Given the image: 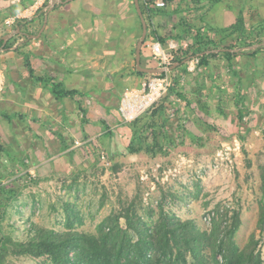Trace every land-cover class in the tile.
<instances>
[{
    "label": "rangeland",
    "instance_id": "rangeland-1",
    "mask_svg": "<svg viewBox=\"0 0 264 264\" xmlns=\"http://www.w3.org/2000/svg\"><path fill=\"white\" fill-rule=\"evenodd\" d=\"M50 1L0 0V40L16 28L18 19L31 17L40 9L46 11ZM74 1L77 0L70 5ZM252 1L254 5L259 3ZM176 2L186 11L174 19L190 22L195 16L188 13L191 0H170L166 11H174ZM254 7L249 13L259 14L258 7ZM25 10L28 12L24 13ZM8 19L13 23L8 24ZM154 19L158 23V17ZM42 24L41 19L38 26L22 29L38 34ZM25 36L18 34L7 43L14 49L27 42ZM44 38L40 43L43 46L47 42L59 43ZM30 40V44L39 43V39ZM172 40L176 41L178 52L188 47L187 42ZM153 42L150 39L144 44L143 65L164 66L153 52ZM5 53L6 50L1 51L0 55ZM234 62L242 77L243 119L235 104L238 78L229 71L227 61L214 59L210 67H199V57L193 56L183 64L190 73L182 72L179 84L190 104L175 98L180 107L167 108L165 116L171 138L155 154L108 157L126 152L129 142L121 128L126 121L121 107L126 93L133 88L124 91L117 107L119 92L124 89L122 82L116 84L110 97L86 98L91 123L84 126L82 114L67 109L70 98L57 100L58 107L21 109V116L16 115V107H0V112L11 118L0 116V144L4 147L0 150V183L11 185L16 191L11 199L3 196L7 206L0 209V232L13 240L4 264H54L46 256L15 252L17 242L28 240L32 236L30 230L37 227L56 233L73 231L82 235L83 241L88 235L103 237L106 232L110 240L107 248L114 254L118 250H133L136 256L145 252L151 257L149 260H160L161 264H200L197 257L207 264H225L227 244L233 239L239 251L253 252L264 264V225L260 219L264 179V51L256 58L238 56ZM134 66L132 59L131 67ZM103 71L108 77L106 67ZM165 74L173 86V72ZM161 75L147 74L140 87L146 85L148 89L155 77ZM109 100L110 107H105ZM57 111L61 113L58 116ZM101 120L116 132L112 140L103 139ZM183 129L186 132L180 131ZM59 133L71 145L69 149H62ZM71 150L75 154L71 155ZM235 213L240 215V226L232 237L229 229ZM164 220L178 226L177 233L193 237L192 245L178 236L181 244L174 245L172 241L173 248L165 254ZM140 236L155 243L148 247L139 241ZM80 250L74 249L71 255H79ZM179 252L185 258L179 257Z\"/></svg>",
    "mask_w": 264,
    "mask_h": 264
},
{
    "label": "trees",
    "instance_id": "trees-1",
    "mask_svg": "<svg viewBox=\"0 0 264 264\" xmlns=\"http://www.w3.org/2000/svg\"><path fill=\"white\" fill-rule=\"evenodd\" d=\"M169 1L170 0H166V5L161 7L158 6L154 0H140L143 14L148 24L146 41L152 39L153 41H160L164 45H167L168 41L172 39L179 40L180 42H187L188 47L181 48L179 50L176 61H183L189 57L197 56L199 57V67H210L214 59L227 61L229 71L238 78L235 104L239 108V116L242 120L244 117L242 77L236 69L234 61L241 55L256 58L264 51V46L244 51H234L232 49L253 46L264 41V19H260L255 23L249 24L244 11H241L237 21L229 26H203L198 28L190 22L183 20L179 24V27L174 25L172 31L165 33L161 30V24L156 23L154 18L167 13L166 8ZM203 1L204 0H191V3H188V13L193 10L203 9L205 6H200L203 4ZM220 1L221 0H208V3L210 5H214ZM133 4L135 5L134 0ZM179 6L181 5L179 4ZM23 8L25 9V5ZM178 11L180 10L175 8V11L173 12ZM45 12L46 11L43 9L38 11V13H40L39 19L43 20ZM137 15L140 27L143 29L142 19L138 12ZM37 20L38 19L36 17L34 19L20 18L17 21L16 28L20 26L21 29L23 28L26 30V27L32 26ZM30 34L33 33L31 32ZM25 38L27 40L26 44H28V41L31 40L27 35ZM2 44L3 40L1 39L0 47ZM12 47L13 46L10 42L5 45L7 52L11 51L13 54L23 56L24 64L28 70L29 76L35 80L36 84H42L47 87L57 100H64L67 98L75 100L79 106V112L82 114V125L84 126L91 123V119L88 115L89 111L84 102V94L80 90L66 87L62 81H59L52 75H38L31 60L32 52L22 51V45H19L14 49ZM214 49L223 50L208 53V51ZM135 71L139 75L146 76L148 74L139 71L136 65ZM172 72L174 75V84L170 88L168 95H166L159 102L155 103L144 115L136 118L132 122L125 121L121 124V128L124 129L126 135L129 137L126 152L108 154L110 159H115L119 156L135 155L141 152L155 154L156 150L161 149L163 144L171 138L169 132L171 127L169 126L167 116H165L167 108L170 105L173 107H180L179 101L175 98H179L180 100L187 102V104H190L187 93L179 87L182 72H190H188L187 67H184L183 65L177 67ZM0 116L11 119L5 112H0ZM101 122L103 123L104 130L102 135L103 139L109 137L112 140L116 135V132L111 129L105 120H101ZM185 130L187 129L180 131L184 132ZM59 137L63 141L62 149H69L71 145L65 141L63 134L59 133ZM198 139L200 140L201 138ZM105 148L108 151V148ZM0 150H4L2 144H0ZM70 154H75V151L71 150ZM261 189L262 194L260 204L262 207V216L260 219L264 225V179ZM15 194L16 191L14 190V187L0 183V209L7 206V204L3 201V196H5L6 199H11V196H15ZM127 211L131 212V209L128 208ZM127 215L129 214L127 213ZM233 217L234 219L229 229L232 237L236 234L240 226L239 213H235ZM159 226L161 227V225ZM162 226L167 230L165 232L166 236H164V242L167 245L166 250H164L165 254H167V249L171 250L175 244H181L182 241L177 238L178 236H181L186 244L192 245L193 237L183 236V234L177 233L176 229L178 226H171L170 222L165 220L162 223ZM181 226H184V223H181ZM30 234H32V236L28 240L17 242L18 249L15 250V252L18 254L34 255L36 257L46 256L48 259H51L54 264H161L160 260H149L151 257L146 255L145 252H140V255L136 256V254L133 255V250H126L125 252L118 250L114 254L107 248V243L110 242V240L108 239L106 232L103 237L95 234L88 235L84 241L82 239V235L79 236L76 233H73V231L69 233H56L51 230L37 227L30 230ZM172 235L176 238L174 239ZM127 239L128 244H131L132 242L129 238ZM139 241L146 244L148 247H152L155 243L154 240L143 236L139 237ZM172 241H174V245L172 244ZM10 243H13L12 238L6 237V235L0 232V264H4V258L11 248ZM78 247L81 249L79 255H71V252ZM179 248L181 249V247ZM179 257L185 258V254L183 252H179ZM225 259V264H263L261 260L256 259V255H254L253 252H246V250L239 251L233 239L229 240V243L227 244ZM196 261L200 264H207L199 257H197Z\"/></svg>",
    "mask_w": 264,
    "mask_h": 264
},
{
    "label": "crops",
    "instance_id": "crops-1",
    "mask_svg": "<svg viewBox=\"0 0 264 264\" xmlns=\"http://www.w3.org/2000/svg\"><path fill=\"white\" fill-rule=\"evenodd\" d=\"M71 2L73 0L58 3V6L56 5L48 14L44 35L42 33L43 37L37 38L39 43L22 42L20 44L23 46L22 51L32 52L31 60L38 75H52L62 81L66 87L80 90L84 94V102L87 97H94L93 95L110 97V92L114 90L116 84L124 83L122 84L124 89L119 92L117 102L119 107L124 91L142 86L146 78L145 75L136 73L135 66L131 67L132 59L136 65L135 49L143 32L137 9L135 10L136 6L133 0H77L74 1L76 2L74 5H70ZM258 2L259 6L254 5L252 0L248 2L221 0L217 4L210 5L208 0H204L200 5L205 6L203 9L190 12L191 15H195L190 23L198 28L209 25L225 27L235 23L241 11H244L249 24L255 23L264 19L262 7L264 0ZM62 4L68 5L62 7ZM175 4V8L180 11L168 10L167 13L157 16L158 24H161V30L165 33L172 31L174 25L179 27L183 21L174 18L186 10L179 6V3ZM254 6L258 7L257 16L249 13L252 7V10L256 8ZM25 12L27 13L28 10ZM39 16L40 13L27 17L38 19L33 27L41 23ZM257 17L258 19H255ZM44 20L45 17L43 23ZM44 36L50 41L58 40L59 43L52 45L47 42L43 46L40 43L43 39L45 41ZM145 58L146 48L143 46L142 63H145ZM105 67L109 72L108 77L103 71ZM106 83L111 85L107 86ZM94 91L97 94L91 96L87 94ZM57 102L47 87L36 84L29 76L22 55H13L11 51L0 55V107H16L18 111L16 115L21 116L19 111L21 109L22 111L28 108L38 110L36 107H50V105L58 107ZM106 103L105 107H110L108 106L110 100ZM67 105L68 110L79 111L75 100L67 99ZM56 114L58 116L61 113L57 111ZM36 119L40 120V118Z\"/></svg>",
    "mask_w": 264,
    "mask_h": 264
},
{
    "label": "built area",
    "instance_id": "built-area-1",
    "mask_svg": "<svg viewBox=\"0 0 264 264\" xmlns=\"http://www.w3.org/2000/svg\"><path fill=\"white\" fill-rule=\"evenodd\" d=\"M21 1V0H13ZM158 6H165L166 0H154ZM14 20V18H12ZM12 19H8V24H12ZM154 54L163 62L164 66H170L176 62L178 54V45L176 41L172 40L164 45L160 41L153 42ZM163 77H155V79L147 86L135 87L131 91H128L123 100L122 111L126 117V121L136 119L140 114L146 113L150 107L157 103L160 98L170 90L172 86V80L169 75L162 74ZM161 75V76H162ZM104 158H106L104 156Z\"/></svg>",
    "mask_w": 264,
    "mask_h": 264
},
{
    "label": "water",
    "instance_id": "water-1",
    "mask_svg": "<svg viewBox=\"0 0 264 264\" xmlns=\"http://www.w3.org/2000/svg\"><path fill=\"white\" fill-rule=\"evenodd\" d=\"M71 0H51L50 3H49V6L48 8L46 9V14H45V20H44V23H43V26L40 30V32L38 34H30L28 32H23L21 27L18 26L16 29H14L13 31L5 34L3 37H2V40H3V44L2 46L0 47V53L1 51H5L6 48H5V45L7 44L8 40L11 39L12 37L20 34V33H23V34H26L29 39L31 38H40L44 29L46 28L47 26V21H48V14L51 10H53L56 5L58 3H66V2H69ZM135 1V6H136V9H137V12L138 14L140 15L141 19H142V23H143V32H142V35L141 37L139 38L138 40V43H137V47H136V67L139 71L141 72H145V73H148V74H163V73H166L168 71H173L175 70L177 67L183 65L184 63H186L188 60L191 59V57L183 60V61H176L174 64L170 65V66H160V67H150V66H144L143 63H142V50H143V46L145 44V41H146V38H147V34H148V24H147V21L145 19V16L143 14V10H142V6H141V2L140 0H134ZM261 46H264V41H262L261 43H257L253 46H247V47H242V48H239V49H232L234 51H244V50H250V49H257ZM223 49H214V50H211V51H208V53L210 52H219Z\"/></svg>",
    "mask_w": 264,
    "mask_h": 264
}]
</instances>
